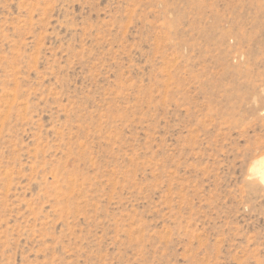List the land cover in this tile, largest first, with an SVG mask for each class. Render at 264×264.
<instances>
[{
    "label": "rangeland",
    "instance_id": "rangeland-1",
    "mask_svg": "<svg viewBox=\"0 0 264 264\" xmlns=\"http://www.w3.org/2000/svg\"><path fill=\"white\" fill-rule=\"evenodd\" d=\"M264 0H0V264H264Z\"/></svg>",
    "mask_w": 264,
    "mask_h": 264
},
{
    "label": "bare ground",
    "instance_id": "bare-ground-1",
    "mask_svg": "<svg viewBox=\"0 0 264 264\" xmlns=\"http://www.w3.org/2000/svg\"><path fill=\"white\" fill-rule=\"evenodd\" d=\"M257 174H259V177L261 178V180L264 183V159H262L259 163V167L257 168L256 171Z\"/></svg>",
    "mask_w": 264,
    "mask_h": 264
}]
</instances>
